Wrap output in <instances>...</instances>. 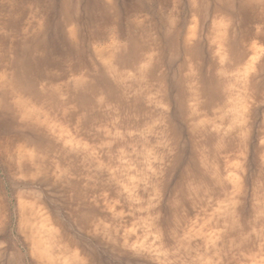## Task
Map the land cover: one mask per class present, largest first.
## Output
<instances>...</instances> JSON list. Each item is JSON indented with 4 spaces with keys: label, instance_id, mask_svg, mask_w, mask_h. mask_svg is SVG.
Masks as SVG:
<instances>
[{
    "label": "rangeland",
    "instance_id": "374dc122",
    "mask_svg": "<svg viewBox=\"0 0 264 264\" xmlns=\"http://www.w3.org/2000/svg\"><path fill=\"white\" fill-rule=\"evenodd\" d=\"M249 3L0 0V264H264Z\"/></svg>",
    "mask_w": 264,
    "mask_h": 264
},
{
    "label": "bare ground",
    "instance_id": "6f19581e",
    "mask_svg": "<svg viewBox=\"0 0 264 264\" xmlns=\"http://www.w3.org/2000/svg\"><path fill=\"white\" fill-rule=\"evenodd\" d=\"M252 1L253 0H249V4H252ZM65 2V1H64ZM69 2V1H68ZM82 2V1H81ZM40 3V2H39ZM67 3V2H66ZM65 3V4H66ZM74 4V3H73ZM40 5V4H39ZM66 6V5H65ZM103 6V5H102ZM221 6V5H220ZM50 7V6H49ZM70 8V7H69ZM105 8V7H104ZM103 8V9H104ZM68 9V8H67ZM194 10V9H193ZM196 10V9H195ZM194 10V11H195ZM72 11H74V10H72ZM105 11V10H104ZM113 11V10H112ZM226 11H228V10H226ZM105 13V12H104ZM107 13V12H106ZM69 14V13H68ZM101 14V10H100V13H99V15ZM221 14V13H220ZM104 15V14H103ZM67 14H66V18H67ZM101 16V15H100ZM209 16V15H208ZM104 17H105V15H104ZM65 18V17H64ZM81 18H83V17H81ZM108 18H109V16H108ZM111 18V17H110ZM126 19V18H125ZM64 21V20H63ZM75 21V20H74ZM111 21V20H110ZM102 22V21H101ZM118 22V21H117ZM60 23V22H59ZM67 23V22H66ZM74 23V22H73ZM101 24V23H100ZM111 24V23H110ZM120 24V23H119ZM83 26V25H82ZM116 26V25H115ZM120 27V26H119ZM107 28V27H106ZM81 29V28H80ZM104 29V28H103ZM119 29V28H118ZM14 31V30H13ZM63 31V30H62ZM126 31V30H125ZM20 32V31H19ZM98 32V31H97ZM104 32V31H103ZM106 32V31H105ZM120 32H121V30H120ZM44 33V32H43ZM46 33V32H45ZM124 33V32H123ZM122 33V34H123ZM51 34V33H50ZM100 34V33H99ZM125 34V33H124ZM130 34V33H129ZM92 35V34H91ZM106 35V34H105ZM104 35V36H105ZM64 36V35H63ZM85 37V36H84ZM130 37V36H129ZM128 37V38H129ZM64 38V37H63ZM80 38V37H79ZM86 38V37H85ZM94 38V37H93ZM92 38V39H93ZM127 38V37H126ZM66 39V38H65ZM99 39V38H98ZM132 39V38H131ZM67 40V39H66ZM80 41H81V39H80ZM79 41V42H80ZM65 43V42H64ZM13 44V43H12ZM79 46V45H78ZM80 47V46H79ZM70 48V47H69ZM81 50V49H80ZM195 50V49H194ZM67 51V50H66ZM191 51H193V50H191ZM190 51V52H191ZM68 52V51H67ZM74 52V51H73ZM81 52V51H80ZM85 53V52H84ZM70 54V53H69ZM78 54V53H77ZM192 54V53H191ZM61 55V54H60ZM79 55V54H78ZM69 56V55H68ZM90 56V55H89ZM193 56V55H192ZM71 57V56H70ZM78 57V56H77ZM87 57V56H86ZM133 58V57H132ZM139 58V57H138ZM193 58V57H192ZM131 59V58H130ZM135 59V58H134ZM68 60V59H67ZM71 60V59H70ZM77 60V59H76ZM84 60V59H83ZM254 60V59H253ZM24 61V60H23ZM82 61V60H81ZM132 61V60H131ZM77 62V61H76ZM133 62H134V60H133ZM132 62V63H133ZM238 62H240V61H238ZM47 63V62H46ZM119 63V62H118ZM126 64H128L127 62H125ZM124 63V64H125ZM241 63V62H240ZM237 64V63H236ZM132 65V64H131ZM71 66V65H70ZM89 66V65H88ZM127 66V65H126ZM81 67V66H80ZM72 68V67H71ZM73 69V68H72ZM87 70H89V69H87ZM26 73V72H25ZM25 73H24V75H25ZM27 73H28V71H27ZM99 75V74H98ZM37 76H39V75H37ZM206 76V75H205ZM104 77V76H103ZM38 78V77H37ZM101 78V77H100ZM104 79V78H103ZM102 79V80H103ZM28 80H30V79H28ZM99 80H101V79H99ZM204 80V79H203ZM36 83V82H35ZM108 84V83H107ZM100 85H102V84H100ZM207 90V89H206ZM203 91V90H202ZM211 103H213V102H211ZM29 243H30V246L31 247H36V248H39L40 250H41V247H42V245H43V243H42V236L40 235V234H38L36 237H34V238H32V239H29ZM31 243H32V245H31Z\"/></svg>",
    "mask_w": 264,
    "mask_h": 264
}]
</instances>
